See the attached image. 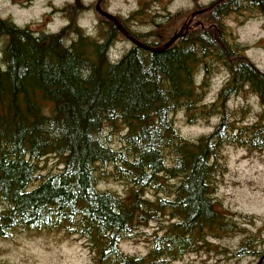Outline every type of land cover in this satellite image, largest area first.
I'll use <instances>...</instances> for the list:
<instances>
[{"label":"trees","instance_id":"1","mask_svg":"<svg viewBox=\"0 0 264 264\" xmlns=\"http://www.w3.org/2000/svg\"><path fill=\"white\" fill-rule=\"evenodd\" d=\"M189 1L192 9L158 14L147 32L128 26L147 6L117 19L139 42L162 48L217 0ZM87 11L79 0L63 8L67 24L57 33L0 19V240L61 231L84 240L92 264H170L238 234L233 257L264 264V241L247 230L250 222L219 209L215 198L226 146L264 152V74L224 22L231 13L264 16V0H225L166 50L131 44L117 60L110 50L123 36L98 14V31L88 34L79 24ZM222 73L227 79L207 104L210 81ZM246 93L263 109L254 122L237 124L228 102ZM179 113L190 126L218 123L188 140ZM51 157L57 163L47 168ZM100 181L124 185L125 196ZM151 223L152 233H142ZM139 236L145 255L121 250Z\"/></svg>","mask_w":264,"mask_h":264},{"label":"rangeland","instance_id":"2","mask_svg":"<svg viewBox=\"0 0 264 264\" xmlns=\"http://www.w3.org/2000/svg\"><path fill=\"white\" fill-rule=\"evenodd\" d=\"M214 1L198 0V4L207 6ZM72 2L75 3V0H0V18L21 28L29 27L35 33H57L67 24V19L60 12ZM79 2L89 10L83 13L79 24L93 35L98 31L99 24L94 9L97 0ZM91 6L92 10L89 9ZM142 6H147V12L137 15L128 24L133 31H149L148 23L158 14L176 13L194 7L189 0H108L100 8L122 20L129 19ZM224 22L232 38L247 47V59L264 74V16L248 18L247 15L231 13ZM130 46L129 41L119 37L110 50L111 59H119ZM226 79L224 73L213 76L205 98L207 104L216 100ZM228 108L234 112L232 118L237 124L238 118H244L245 123L254 122L263 109L257 98L248 93L232 97ZM217 123L218 117H213L206 124L190 126L184 122L182 113L176 115L177 128L188 140L210 133ZM56 163L53 157L45 162L47 168H54ZM223 163L225 171L219 178L215 195L219 209L242 216L238 221L250 222L245 225L247 230L253 232L259 241H264V152L250 154L244 149L226 146ZM98 186L121 196H125L127 191V187L119 183L100 181ZM154 229L155 224L151 223L141 232L151 234ZM241 239L236 234L213 241L209 253L189 254L170 264H259L260 261L255 258L233 257ZM120 247L129 255H145L148 252L144 236L126 241ZM260 248L264 249V245ZM92 257L83 239L61 231L16 232L11 238L0 240V262L4 264H92Z\"/></svg>","mask_w":264,"mask_h":264},{"label":"water","instance_id":"3","mask_svg":"<svg viewBox=\"0 0 264 264\" xmlns=\"http://www.w3.org/2000/svg\"><path fill=\"white\" fill-rule=\"evenodd\" d=\"M224 1L225 0H218L212 6H209L203 10H199V11L192 13L190 16V20L188 21L186 26L183 29H181L178 33L173 35V37L166 44H164V46L162 48H153V47L147 46V45L139 42L138 40H136L125 28H123V26L120 24V22L118 21V19L116 17H114L113 15L101 10L100 4H101L102 0H98L96 7H95V11L101 18H104L105 20L110 21L117 28L118 32L127 41H129L132 45L139 47L143 50L149 51V52L158 53V52H162V51L166 50L167 48H169L181 36L182 32L187 30V28L189 27V25L191 24V22L193 21V19L196 16H199L201 14L206 13L207 11L211 10L213 7L219 5L220 3L224 2ZM259 264H260V262H259Z\"/></svg>","mask_w":264,"mask_h":264},{"label":"flooded vegetation","instance_id":"4","mask_svg":"<svg viewBox=\"0 0 264 264\" xmlns=\"http://www.w3.org/2000/svg\"><path fill=\"white\" fill-rule=\"evenodd\" d=\"M108 0H102V2H101V7H102V5H103V3L105 4L106 2H107ZM97 2H98V0H97ZM97 2H96V4H97ZM74 2H72V4H73ZM96 4H95V6H94V9H95V7H96ZM63 8H65V6L63 7ZM62 8V9H63ZM105 12V11H104ZM62 14V13H61ZM63 16V15H62ZM1 19V18H0Z\"/></svg>","mask_w":264,"mask_h":264}]
</instances>
